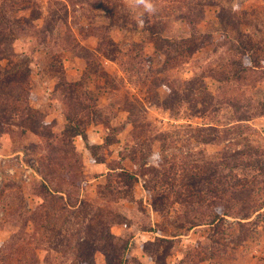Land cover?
Instances as JSON below:
<instances>
[{
  "label": "rangeland",
  "instance_id": "obj_1",
  "mask_svg": "<svg viewBox=\"0 0 264 264\" xmlns=\"http://www.w3.org/2000/svg\"><path fill=\"white\" fill-rule=\"evenodd\" d=\"M0 12V264H264V0Z\"/></svg>",
  "mask_w": 264,
  "mask_h": 264
},
{
  "label": "trees",
  "instance_id": "obj_2",
  "mask_svg": "<svg viewBox=\"0 0 264 264\" xmlns=\"http://www.w3.org/2000/svg\"><path fill=\"white\" fill-rule=\"evenodd\" d=\"M1 13V12H0ZM250 59H252V57H250ZM250 59H248V63H246V64H251V62H250ZM240 64L241 62H238L237 61V64ZM70 120V119H69ZM67 131H71V132H69V133H71L72 135H74V136H80L82 139H83V141L85 142V144H86V146L88 147V149L91 147V148H93L94 146L96 147V148H99V146L100 145H95V144H91L90 142H89V137H88V132H87V130L86 129H84V128H82V127H80V126H77V125H75L74 127L73 126H71V125H68L67 127ZM93 162H105V160L104 159H100V160H98V161H93ZM130 171L129 170H127V169H124L123 171H122V173H121V177H122V174H126V173H129ZM130 175H131V177H132V179H136L137 178V174L136 173H130ZM193 223H195V222H193ZM167 240H169V239H167ZM164 241H166V240H164ZM145 247V252L147 253V254H149L150 255V257L151 258H155L154 256H155V254L154 253H151L150 251H148V249H147V247L146 246H144ZM141 264H143V263H141Z\"/></svg>",
  "mask_w": 264,
  "mask_h": 264
},
{
  "label": "built area",
  "instance_id": "obj_3",
  "mask_svg": "<svg viewBox=\"0 0 264 264\" xmlns=\"http://www.w3.org/2000/svg\"><path fill=\"white\" fill-rule=\"evenodd\" d=\"M19 154L24 157V153L23 152H20ZM0 158H2V155H0ZM19 165L21 167H24V169H23V177L25 179H31L34 176H38V174H39L38 173V170L33 165L24 163L23 161H20V164ZM5 171L8 174H14L15 173V167H8V168L5 169ZM1 178H2V172H1V169H0V179Z\"/></svg>",
  "mask_w": 264,
  "mask_h": 264
},
{
  "label": "crops",
  "instance_id": "obj_4",
  "mask_svg": "<svg viewBox=\"0 0 264 264\" xmlns=\"http://www.w3.org/2000/svg\"><path fill=\"white\" fill-rule=\"evenodd\" d=\"M97 128H98V126L93 125V129H91V130L88 131V132H89V138H90V139L93 138V136L91 135L92 133H95V134H96L95 130H97ZM90 131H91L92 133H91ZM95 138H96V137H95ZM94 164L102 165V164H104V163H103V162H99V163H94Z\"/></svg>",
  "mask_w": 264,
  "mask_h": 264
}]
</instances>
